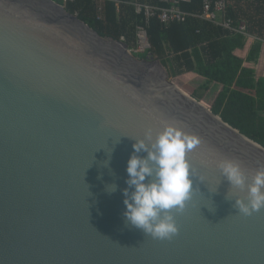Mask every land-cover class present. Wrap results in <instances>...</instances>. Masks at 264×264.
I'll return each mask as SVG.
<instances>
[{
    "label": "water",
    "instance_id": "obj_1",
    "mask_svg": "<svg viewBox=\"0 0 264 264\" xmlns=\"http://www.w3.org/2000/svg\"><path fill=\"white\" fill-rule=\"evenodd\" d=\"M169 78L65 4L0 0V264H264V209L237 212L210 162L233 158L250 173L264 146ZM161 120L201 139L170 240L123 216L134 138Z\"/></svg>",
    "mask_w": 264,
    "mask_h": 264
},
{
    "label": "trees",
    "instance_id": "obj_2",
    "mask_svg": "<svg viewBox=\"0 0 264 264\" xmlns=\"http://www.w3.org/2000/svg\"><path fill=\"white\" fill-rule=\"evenodd\" d=\"M136 1L140 0H76L65 6L100 35L117 40L124 37L133 48L138 25L145 24L143 13L136 12ZM145 1L161 4L159 0ZM204 1L182 2L181 8L194 14L184 21L164 24L158 17L151 18L146 30L152 47L138 55L159 59L178 86L264 146V76H259L255 67L264 41V0L228 1L226 16L233 19L235 27L244 23L247 34L199 17ZM223 18L224 12H219L217 20ZM247 36H255L257 41L245 56L238 52L246 49ZM181 77L202 83L198 88L189 83L179 85Z\"/></svg>",
    "mask_w": 264,
    "mask_h": 264
},
{
    "label": "clouds",
    "instance_id": "obj_3",
    "mask_svg": "<svg viewBox=\"0 0 264 264\" xmlns=\"http://www.w3.org/2000/svg\"><path fill=\"white\" fill-rule=\"evenodd\" d=\"M160 124L155 131L149 128L143 137L134 138L126 165L123 216L126 225L140 229L145 236L170 240L180 230L176 214L185 210L194 191L187 153L200 145L201 139L179 122L161 120ZM141 152L146 155H139ZM210 162L229 182L225 198L234 201L237 212L251 216L264 209V165L249 173L233 158ZM116 189L115 183L107 186L109 192Z\"/></svg>",
    "mask_w": 264,
    "mask_h": 264
},
{
    "label": "built area",
    "instance_id": "obj_4",
    "mask_svg": "<svg viewBox=\"0 0 264 264\" xmlns=\"http://www.w3.org/2000/svg\"><path fill=\"white\" fill-rule=\"evenodd\" d=\"M63 4L67 2H74L76 0H62ZM191 0H159L161 4H151L145 0L134 2L136 12L144 15L145 24H140L137 27V45L131 48L132 52L136 55L147 52L151 49V44L148 39L146 25L153 17H158L164 24H170L175 21H184L188 16L194 15L184 11L181 8L182 2H190ZM229 0H217L215 2L211 0L204 1L203 12L198 15L199 17L212 21L221 25L224 29L230 31H239L247 34L246 25L240 24L238 27L234 26L232 18L226 16L227 4ZM101 10V9H100ZM224 12L225 18L222 21H218V13ZM124 40V37L122 38Z\"/></svg>",
    "mask_w": 264,
    "mask_h": 264
},
{
    "label": "crops",
    "instance_id": "obj_5",
    "mask_svg": "<svg viewBox=\"0 0 264 264\" xmlns=\"http://www.w3.org/2000/svg\"><path fill=\"white\" fill-rule=\"evenodd\" d=\"M244 24V23H243ZM257 41L255 36H247L246 37V49L245 50H241L238 53L247 56V54L249 53L251 46L253 45V43H255ZM256 70H257V74L259 76H264V41H262V49L259 55V58L255 64Z\"/></svg>",
    "mask_w": 264,
    "mask_h": 264
},
{
    "label": "rangeland",
    "instance_id": "obj_6",
    "mask_svg": "<svg viewBox=\"0 0 264 264\" xmlns=\"http://www.w3.org/2000/svg\"><path fill=\"white\" fill-rule=\"evenodd\" d=\"M56 1H61V0H56ZM157 59V58H156ZM167 70H168V73H169V79L170 80H172V81H174V77L172 76V74H171V72H170V70L167 68ZM193 80V81H192ZM192 80H190V79H186V78H184V77H181V78H179L178 79V83H179V85H182V84H186V83H189V84H191V85H193V86H195V87H197L198 88V86H199V84H201L202 82L198 79H192ZM200 89V91L202 92V93H204V97H206V99L207 98H210V94H208V93H206L205 92V90L203 89V88H199Z\"/></svg>",
    "mask_w": 264,
    "mask_h": 264
}]
</instances>
